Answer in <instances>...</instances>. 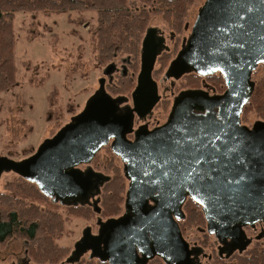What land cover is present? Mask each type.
I'll use <instances>...</instances> for the list:
<instances>
[{
	"label": "water",
	"instance_id": "obj_1",
	"mask_svg": "<svg viewBox=\"0 0 264 264\" xmlns=\"http://www.w3.org/2000/svg\"><path fill=\"white\" fill-rule=\"evenodd\" d=\"M155 35L149 29L141 43L132 112L119 111L127 98L111 96L100 79L81 111L31 155L0 157V176L14 172L54 201L84 205L95 182L108 177L78 166L89 164L113 139L111 148L125 163L129 179L126 212L119 219H98L97 235L86 227L69 261L90 250V257L110 264H143L151 254L167 264H192L191 248L176 221L183 217L187 197L201 207L207 233L221 243L242 246L243 227L264 223V121L250 127L241 123L255 87L252 73L264 63V0H205L165 76L220 73L225 91H180L165 122L152 129L143 126L129 141L133 112L144 117L159 100L152 71L163 41ZM136 248L144 259L137 258Z\"/></svg>",
	"mask_w": 264,
	"mask_h": 264
},
{
	"label": "rangeland",
	"instance_id": "obj_2",
	"mask_svg": "<svg viewBox=\"0 0 264 264\" xmlns=\"http://www.w3.org/2000/svg\"><path fill=\"white\" fill-rule=\"evenodd\" d=\"M155 1L128 0V5L134 10L146 7L152 10ZM205 0H192L184 20V28L175 33L162 20L160 14H152L149 18L148 29L157 31L164 39V46L170 49L176 41V48L188 39L190 30ZM96 16L93 12H71L53 14L43 12H18L13 20L15 40V62L17 66L15 84L12 88L0 91V157L21 160L31 155L38 145L46 138L52 136L60 127L70 121L84 107L88 97L99 87L98 80L103 78L114 85L118 75H131L132 87L126 93L111 96H128L136 84V76L140 67V53L137 68L132 66V57L129 54H116L113 59L100 63L91 39L90 30L96 26ZM147 29V28H146ZM145 29V30H146ZM115 66V71L104 75V69L109 65ZM162 62H155L154 67L160 66V72L155 76L158 85L159 101L150 112L149 121L161 122L168 116L174 97L181 89L196 85L197 80L191 84L187 78L169 79L165 76L168 59L164 66ZM108 79V80H107ZM222 78L211 77L205 79L206 90L224 91ZM251 80L255 83V90L264 81V63L258 65L253 71ZM242 123L248 126L258 120L264 121L251 102L243 108ZM108 154L103 148L91 165L112 177L120 175V171L113 169V161L107 165ZM20 181L19 175L14 172H3L0 176V193L5 191L8 184ZM89 206L92 214L88 218L69 214L67 206L60 201L48 203L50 208H58L65 219L64 233L59 239L61 245L69 246L70 252L74 244L81 238L86 227L95 233L98 228L97 220L113 214H100L99 203ZM191 203V201H190ZM75 206V205H73ZM195 207V204L186 208ZM97 209V211H95ZM188 216V214H187ZM184 233L191 244L197 243L206 230L205 220L198 218L190 221L187 218L183 223ZM211 243L216 244L213 236L207 237ZM26 241L15 236L4 243L0 242V264H37L27 253ZM206 247V252H209ZM88 258V252L82 255ZM96 261V259H93ZM205 261V260H204ZM206 262V261H205ZM58 264H73L68 258Z\"/></svg>",
	"mask_w": 264,
	"mask_h": 264
},
{
	"label": "trees",
	"instance_id": "obj_3",
	"mask_svg": "<svg viewBox=\"0 0 264 264\" xmlns=\"http://www.w3.org/2000/svg\"><path fill=\"white\" fill-rule=\"evenodd\" d=\"M155 1L152 10L146 7L134 10L128 0H0V91L10 89L15 84L17 66L15 62L13 20L18 12H43L65 14L71 12H93L96 26L90 30L91 39L98 62L104 63L116 54H129L132 66L137 68L141 41L152 14H160L170 30L179 33L184 28V20L192 0H148ZM167 56L161 59L164 66ZM190 77L189 82H194ZM132 76H118L110 86L113 94L126 93L132 87ZM255 105L257 113L264 117V81L254 89L245 104ZM15 184H8L0 193V242L10 237L24 239L28 255L37 264H58L69 257L70 247L58 241L64 233L65 219L58 208L48 207L54 200L40 191L32 182L22 177ZM121 175L115 174L102 188L99 202L100 214L118 212L122 200ZM199 210L189 209L190 221L204 219ZM189 203L188 205H190ZM57 207L59 204H55ZM69 214L88 218L92 209L84 205L67 206ZM236 264H264V245L252 248L248 257H238ZM230 264L227 261H218ZM73 264H103L89 258L73 261Z\"/></svg>",
	"mask_w": 264,
	"mask_h": 264
},
{
	"label": "flooded vegetation",
	"instance_id": "obj_4",
	"mask_svg": "<svg viewBox=\"0 0 264 264\" xmlns=\"http://www.w3.org/2000/svg\"><path fill=\"white\" fill-rule=\"evenodd\" d=\"M149 29H152V28H149ZM149 29L147 27V29L145 30V32L143 34V38H144L146 32ZM190 32H191V30H190ZM155 37L157 39L160 38L163 41V45L161 46V49H160V51L158 52V54L156 56V62H158V63H161V59L163 57L167 56L168 57L167 58L168 59V64H169V62L176 57L178 51L186 44V41L184 42V40H183L180 43V46L178 48H176V41H174L173 47L170 48V49H167L164 46V39L159 36L157 31H156ZM143 38H142V40H143ZM141 43H142V41H141ZM113 71H115V66L113 64H109L104 69L103 73H104V75L107 76V75H109V72H113ZM159 72H160V66H158L157 68H155V67L153 68L152 78L154 80H155V76L158 75ZM105 73H107V74H105ZM121 76H124V75H121ZM181 77L187 78L188 80H189L190 77H195V80H197V82L196 83L194 82L196 85L191 83V84H193V86H188L186 88L181 89L180 91L187 90V89H199V90L206 91L209 95H214V94H221L226 89L223 77L221 76L220 73H215V74H212V75L203 76V75H199V74H197L195 72H187L184 75H182ZM211 77L222 78V80H221L223 82L222 86L224 87V91L223 92H221V91L217 92L216 90H212L210 92V91L206 90V86L199 85V84H205V79H209ZM101 79L104 82L105 88L110 90V86H109L110 78L108 77L109 81H107V82L105 81V79H103V78H101ZM169 79L174 80L172 77H170ZM99 80H98V82H99ZM155 82H156V80H155ZM157 89H158V85H157ZM254 89H255V87H254ZM125 97L127 99L119 104V111L121 113L132 112V108H133L132 100L129 99L128 96H125ZM148 115H150V113ZM148 115H146L144 117H139L138 115H136L133 112V122H132V126H131L132 131L126 135L127 140L133 141L134 137H135V132L138 129H141L143 126L147 127L148 129H152V128L156 127V126L161 125L163 122H165V120L167 118V117H165V119L163 121H161V122L152 123V122L149 121V116ZM241 123H242V119H241ZM112 141H113V139H110L108 144L103 146L100 149V151L103 148H105V151L108 154V156H107V160H108L107 161V165L111 164V162H113V161L114 162L118 161V163L117 162L113 163L112 167H113V169L120 171L119 174L121 175V186L123 188V190H122V200H121V203H120V206H119V209H118L119 214H117L116 216H114V215L113 216L112 215L109 216L108 215V216H105V217H102V218L99 217L102 222H105L109 218H116V219L122 218L124 216L125 212H126L125 199H126L127 189H128V186H129V179L127 177H125V175H124L125 163L121 160L120 156H118L117 154H115L113 152V150L111 148ZM100 151L97 152V154L95 155V157L92 159V161L89 164H81V165L78 166L83 171L86 170V169H88V170L91 169L94 172L101 173V174H103V175L108 177V179H106V180L101 179L100 182H95V186H97L98 189L94 188L93 191L90 193L88 202L85 203L86 205H89V206L92 203L91 200H93L94 203H99L100 202L102 188L105 185V183H107L110 180V178H111L109 175L105 174L101 170L97 169L95 166L91 165V163L94 161V159L96 158L98 153H100ZM190 200L191 199L189 197H187L185 199V201L182 204L183 217L180 218V219H176V221H177L178 226L180 228L181 236H182L183 240L185 242H187V244L189 245V248H191V251H192V254H191L192 264H221V262H218V261H221V260L227 261L230 264H236L239 261L238 257H248V252H250V250L252 248H256V247H260V246L264 245V223H262V222H257L256 224H254V226H245V227H243V231H244V234H245V238H244L245 242H244V245H242V246H240L239 242H230L229 240L225 241V243H221L214 235H211V234H209L207 232L204 233L203 237L200 239L198 244L197 243L191 244L190 240L188 239V237L184 233V229H183V225H182L184 219L187 218V214L189 212V209H187L186 207L190 203ZM148 204L151 205L152 202L148 201ZM192 209H195V207H192ZM200 209H201V207H200ZM95 211H97V209ZM203 217H204V215H203ZM89 229H90V233L92 235H97L98 232H99V225H98L97 231L95 233L91 232V228H89ZM82 235H83V232H82ZM209 236H213L214 237V241L216 242V244L211 243L209 241V239L207 238ZM147 238H148V242H149L148 244L151 245L152 241H151V238H150V236L148 234H147ZM151 246L149 248L148 253H150V250H152ZM206 247H209L208 248L209 252H206ZM240 247H242V248L240 249ZM86 252H88V258L89 259L100 260V259H98L96 257H93V258L90 257V253H91L90 250H87ZM71 253H72V251H71ZM71 253H70V255H71ZM85 253L81 254L79 259H77V260H81L82 259V255H84ZM136 255H137L138 259H140V260L144 259L143 253L138 248H136ZM77 260H75V261H77ZM100 261H102L103 264H110L108 260H100ZM143 264H167V263L165 262V260L161 256H159L157 254H151V256L148 257L144 261Z\"/></svg>",
	"mask_w": 264,
	"mask_h": 264
}]
</instances>
